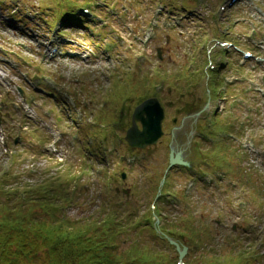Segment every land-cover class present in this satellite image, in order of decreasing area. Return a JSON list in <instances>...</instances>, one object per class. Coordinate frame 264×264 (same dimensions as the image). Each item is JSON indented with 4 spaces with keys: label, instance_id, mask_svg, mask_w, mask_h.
Segmentation results:
<instances>
[{
    "label": "rangeland",
    "instance_id": "1",
    "mask_svg": "<svg viewBox=\"0 0 264 264\" xmlns=\"http://www.w3.org/2000/svg\"><path fill=\"white\" fill-rule=\"evenodd\" d=\"M69 1L70 10L89 1L92 14L55 39L59 14L69 11L66 0H0V183L5 192L0 191V204L21 202V193L26 200V188L39 185L51 198L66 184L67 200L54 201L67 202L61 213L76 226L114 214L115 222L127 224L116 238L119 252L137 243L175 264H231L240 254L264 264V0L238 2L221 21L216 13L221 0ZM157 5L164 7L159 14ZM231 22L236 26L225 39L237 50H252L259 62L240 69L233 63L239 52H231L234 60L221 74H236L240 81L219 105L214 127L226 130L220 134L207 128L202 112L214 97L215 85H206L213 80L207 63ZM149 25L152 32L146 30ZM251 30H256L253 45L246 39ZM50 42L61 56L49 58ZM217 57L223 63L225 56ZM154 83L160 86L163 135L153 146L131 149L124 136L133 108L141 94L152 96ZM121 107L126 116L113 129ZM204 130L212 133L211 140L200 139L198 131ZM245 140H251V149L244 148ZM215 144L225 148L214 149ZM169 146L195 167L191 173L183 168L170 173L166 189L179 197L173 203L154 200L164 190L159 184ZM201 171L215 179L206 182ZM189 179L196 185L185 197ZM157 205L162 211L157 227L193 230L200 240L182 259L150 231ZM184 235H178L183 244Z\"/></svg>",
    "mask_w": 264,
    "mask_h": 264
},
{
    "label": "trees",
    "instance_id": "2",
    "mask_svg": "<svg viewBox=\"0 0 264 264\" xmlns=\"http://www.w3.org/2000/svg\"><path fill=\"white\" fill-rule=\"evenodd\" d=\"M44 187H27L26 200L12 205L0 204V264H175L160 251L149 252L138 244L119 252L117 234L124 233L127 224H119L109 215L104 221L76 226L64 218L54 201L55 198L66 199L62 195L64 187L58 186L51 198ZM0 191L5 193L2 183ZM161 230L182 245L178 239L182 232L164 226ZM187 237L184 243L187 246L200 242L193 230ZM154 238L174 249L164 238ZM248 256L240 254L231 264L250 263Z\"/></svg>",
    "mask_w": 264,
    "mask_h": 264
},
{
    "label": "water",
    "instance_id": "3",
    "mask_svg": "<svg viewBox=\"0 0 264 264\" xmlns=\"http://www.w3.org/2000/svg\"><path fill=\"white\" fill-rule=\"evenodd\" d=\"M133 118L140 121L141 130H138L135 123H133V126L126 132L125 141L127 144L131 148L139 149L155 144L162 135L161 122L163 120V111L159 104L155 100L145 101L136 109ZM172 163H183L181 154L175 152L173 149H171L169 156V164L171 165ZM169 242L175 245L178 257L182 258L186 250L185 247L180 249L175 242L171 240H169Z\"/></svg>",
    "mask_w": 264,
    "mask_h": 264
},
{
    "label": "bare ground",
    "instance_id": "4",
    "mask_svg": "<svg viewBox=\"0 0 264 264\" xmlns=\"http://www.w3.org/2000/svg\"><path fill=\"white\" fill-rule=\"evenodd\" d=\"M178 151V150H177Z\"/></svg>",
    "mask_w": 264,
    "mask_h": 264
}]
</instances>
